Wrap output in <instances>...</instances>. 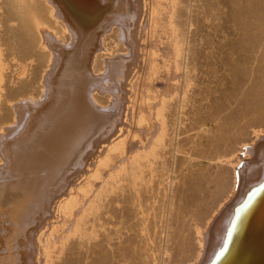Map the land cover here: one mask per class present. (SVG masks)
<instances>
[{
  "label": "rangeland",
  "instance_id": "374dc122",
  "mask_svg": "<svg viewBox=\"0 0 264 264\" xmlns=\"http://www.w3.org/2000/svg\"><path fill=\"white\" fill-rule=\"evenodd\" d=\"M74 1L0 0V195L39 189L16 206L22 216L37 209L36 242L39 230L51 233L60 220L65 228L57 201L89 176L100 185L96 170L106 177L126 159L55 263L194 264L233 193L241 146L264 136V0H170L154 31V0H90L91 13L87 0ZM154 66L163 72L152 82ZM151 89L157 105L166 100L165 139L128 161L153 141L156 127L137 124ZM121 139L125 154L98 168ZM8 198L2 206L12 209ZM36 249H23L28 264ZM237 255L233 263L244 264Z\"/></svg>",
  "mask_w": 264,
  "mask_h": 264
},
{
  "label": "bare ground",
  "instance_id": "6f19581e",
  "mask_svg": "<svg viewBox=\"0 0 264 264\" xmlns=\"http://www.w3.org/2000/svg\"><path fill=\"white\" fill-rule=\"evenodd\" d=\"M165 1L168 3L166 4ZM74 2H76V7L79 6L77 0ZM185 7L187 8V6ZM253 7L254 6H252V8ZM73 8L75 7L73 6ZM83 8L86 9L87 13H91L96 10L90 0H87L84 3ZM177 9L175 11H177ZM171 10L170 0H154V3L150 6L149 21L152 25H150L149 30L153 29L154 31L155 27L161 23L163 15L170 14ZM83 12L85 13L84 10ZM53 13L60 21H63L57 14L58 11L54 9ZM168 17L170 16L168 15ZM173 21L169 18L168 29L170 26H173ZM63 27L65 35L68 36L69 28L67 26ZM44 30H49V28H44L43 31ZM70 39H72V37H70ZM182 48L178 50L182 52ZM178 58V56L173 58L170 57L164 61L163 69H167L165 73H169L172 70V66L178 64L182 57H180L179 60ZM153 70L154 74L152 82L158 79L160 77L159 74L163 72L158 69L155 70V66L152 71ZM150 93L151 96L144 93L142 95V100L139 103L140 111L138 114L137 124L141 130L146 129V126L148 125H150V128L152 126L156 127L153 131L149 128L150 134L152 135L151 139L153 141L149 143L150 146H143L142 148H144V150L142 152L130 156L128 161H138L143 156L148 155V153L150 154L155 151V145L159 144V141L165 139L163 136L166 123V119H164L166 100L165 98L162 99V102H160L161 104L157 105V101L160 99V92L157 90L153 91L151 89ZM97 101L100 105H102L99 100ZM145 108H149L148 113H146ZM4 127L0 131H4ZM139 139L143 143L144 139ZM113 142L109 144V153L106 158L101 161L99 165L100 167L98 168L101 169L102 166L112 165L114 163V157L125 154L126 145L124 139L115 143ZM237 158L238 162L234 166L235 181L233 193L214 217L209 230L204 233L205 237L202 241V252L194 264H234L232 260H234L235 256H238V253L243 254L242 256L245 259L244 264H264V136H262V138L255 143H244L237 154ZM126 162L127 160L124 159L123 162L115 166V170L109 173L106 177H103L100 170H96V174H93L94 180L101 182L100 185H98L99 183L94 185L93 183H90L91 180H88L90 178L89 176L86 180V183L89 184H86V186H83V184V187H79L81 190L80 192L79 190L77 191L73 189V191L75 190L74 192L67 193V196H64L63 199L57 201V204L53 209V215L54 213H57V215L60 214L63 217L66 222L65 228L61 233L59 232L58 228H60L62 224V221L60 220V226H56L54 229L52 227L53 231H51V233L40 234L42 230H39L38 234L34 236L37 240L36 242H33L34 240L32 235L29 237V233H34L33 235H35V230L40 227H32L33 225L37 227L36 224L38 222L36 217L38 216L39 218V215H36L38 212L37 209L34 208V206L29 211V215L22 216V214H24V210H17L16 206H24L32 202L35 195L40 192L38 191L39 189L33 186H21L20 188L14 190L5 188L1 192L0 198H11L9 201L12 203L13 207L12 209L3 207L5 206L3 204L5 203V200L3 201L0 199V264H28L23 249H25V247L32 248L33 246L35 248L40 247V249H36L34 251V256L31 260L32 264H56L55 259L59 258L60 254H62V250H64L63 248L65 247L67 240L70 236L78 232L79 221H81V219L93 209L97 198L100 197L101 192H103L102 190L106 187L105 185L108 183L109 179L122 167H124ZM77 187L78 186L75 188ZM14 204L16 205L14 206ZM44 204H48V202H45V199L40 197L38 205L44 206ZM3 211L8 212V215H1ZM44 211H49V209ZM10 213L16 214L11 215ZM58 217L60 218V216ZM40 218H42V216ZM40 223L42 225V222H39V225ZM30 238H32V241ZM30 241L32 245H29ZM27 243L28 246L26 245ZM30 251H32V249ZM39 255L41 256L39 257Z\"/></svg>",
  "mask_w": 264,
  "mask_h": 264
}]
</instances>
